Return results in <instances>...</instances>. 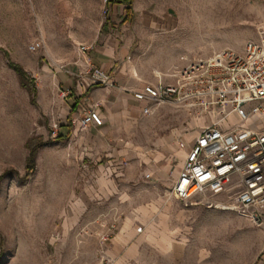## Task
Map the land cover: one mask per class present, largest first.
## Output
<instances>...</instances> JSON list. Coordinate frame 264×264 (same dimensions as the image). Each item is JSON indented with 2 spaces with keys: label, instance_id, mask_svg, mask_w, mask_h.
<instances>
[{
  "label": "rangeland",
  "instance_id": "1",
  "mask_svg": "<svg viewBox=\"0 0 264 264\" xmlns=\"http://www.w3.org/2000/svg\"><path fill=\"white\" fill-rule=\"evenodd\" d=\"M121 1L161 23L150 28L148 13L139 23L131 14L107 30L103 0H0V264H117L132 247L125 264H264V227L174 199L175 164L154 161L175 145L189 152L212 115L166 104L131 112L119 133L98 141L99 132L88 148L78 144L82 130L56 140L72 123L59 75L85 63L81 46L107 33L132 40L138 77L170 85L189 61L242 53L264 36V0ZM130 219L133 237L119 243Z\"/></svg>",
  "mask_w": 264,
  "mask_h": 264
},
{
  "label": "built area",
  "instance_id": "2",
  "mask_svg": "<svg viewBox=\"0 0 264 264\" xmlns=\"http://www.w3.org/2000/svg\"><path fill=\"white\" fill-rule=\"evenodd\" d=\"M103 2L107 15L114 5L122 4L119 0ZM39 47L32 45L31 50ZM89 49L84 45L79 52ZM90 77L94 85L115 86L113 76L101 69L91 71ZM172 78L173 84L161 81L132 92L134 100L143 104L145 115L154 106L166 104L212 115L173 181L172 197L186 205L234 212L264 227V36L248 42L242 53L221 50L189 61ZM60 94L68 97L67 92ZM83 115L82 128L104 125L96 110ZM52 135L57 137V127Z\"/></svg>",
  "mask_w": 264,
  "mask_h": 264
},
{
  "label": "crops",
  "instance_id": "3",
  "mask_svg": "<svg viewBox=\"0 0 264 264\" xmlns=\"http://www.w3.org/2000/svg\"><path fill=\"white\" fill-rule=\"evenodd\" d=\"M149 14L148 21H144V25H148L153 28L161 23L157 19L156 13L139 11L133 7L131 14L139 23L140 18ZM129 12L127 7L122 5H114L111 13L110 19L103 25V28L111 30L112 22L115 25L118 24V19L122 21L121 18H127ZM167 21L173 19L171 14L164 16ZM114 25V23H113ZM133 43L132 40L119 41L112 33H107L101 35L100 38L94 41L92 44L86 45L90 49L86 53H81L85 60V63L81 61L79 63H74L71 67H68L64 72L59 75V82L67 89L69 97L65 100V111L67 118L70 122L77 120V125L69 123L67 129V134L70 133V138L65 142L69 141L72 137L77 138L79 131H85V134L80 137L78 144L86 148L92 143L94 136L101 132L102 137L98 141H102L106 135L113 134L114 136L120 132V129L127 126V117L130 116L131 112H141L143 109V104L134 100L132 92L141 91L147 85H156L145 79H140L138 77L137 70L133 67L132 58L130 56L131 47ZM96 69H101L113 76L115 86L113 88L104 87L102 85H94L91 81L90 72ZM76 106V110L73 111V107ZM91 109L96 110L104 121L102 127L90 126L87 128H82L80 120L82 118V110ZM77 115L80 119H77ZM73 118V120L71 119ZM126 119V120H125ZM75 131V132H74ZM62 142V143H65ZM194 142L189 146L190 148ZM115 149H113L112 157L114 158V163H120L124 154V151H119L116 144ZM171 149V154L167 156L164 160L163 156L153 155L154 161H159V163H167L169 159L175 164V174L176 177L182 170L184 163L189 155L181 145L178 147L175 145ZM169 152V151H168ZM180 162H177V160ZM142 229H140L141 231ZM139 232V231H138ZM134 232L131 231V219L126 222V226L123 229V233L119 239V243L127 242L132 239ZM135 252V248L126 252L123 258L117 264H125L131 255Z\"/></svg>",
  "mask_w": 264,
  "mask_h": 264
},
{
  "label": "trees",
  "instance_id": "4",
  "mask_svg": "<svg viewBox=\"0 0 264 264\" xmlns=\"http://www.w3.org/2000/svg\"><path fill=\"white\" fill-rule=\"evenodd\" d=\"M121 1V0H119ZM122 3V1H121ZM127 11L129 12V14H131L132 10L131 8H127ZM129 16H127V18L125 19L126 21L129 19ZM16 72L19 74V76L23 79V80H27V74L20 68L15 67ZM26 86V85H25ZM76 110V106L73 107V111ZM70 138V133L64 135V134H59L58 137L56 138L58 143H62L65 142L66 140H68ZM35 165H36V159H35V152L31 154L30 158L27 161V169L28 171H33L35 169Z\"/></svg>",
  "mask_w": 264,
  "mask_h": 264
},
{
  "label": "bare ground",
  "instance_id": "5",
  "mask_svg": "<svg viewBox=\"0 0 264 264\" xmlns=\"http://www.w3.org/2000/svg\"><path fill=\"white\" fill-rule=\"evenodd\" d=\"M182 146V145H181Z\"/></svg>",
  "mask_w": 264,
  "mask_h": 264
}]
</instances>
